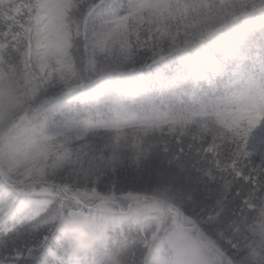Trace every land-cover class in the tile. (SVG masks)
<instances>
[{"label": "snow or ice", "instance_id": "1", "mask_svg": "<svg viewBox=\"0 0 264 264\" xmlns=\"http://www.w3.org/2000/svg\"><path fill=\"white\" fill-rule=\"evenodd\" d=\"M6 84L0 264H264V0H0Z\"/></svg>", "mask_w": 264, "mask_h": 264}, {"label": "clouds", "instance_id": "2", "mask_svg": "<svg viewBox=\"0 0 264 264\" xmlns=\"http://www.w3.org/2000/svg\"><path fill=\"white\" fill-rule=\"evenodd\" d=\"M11 92V85L6 84L0 86V101L10 96ZM14 117V108L10 106L0 108V139L8 137ZM40 158L39 148L33 149L32 159L37 161ZM56 227L60 236L74 244L83 253L93 252L104 241V236L96 230L95 220L87 214L66 216ZM106 255L112 257V259L106 260L105 264H121V261L114 251H109Z\"/></svg>", "mask_w": 264, "mask_h": 264}]
</instances>
